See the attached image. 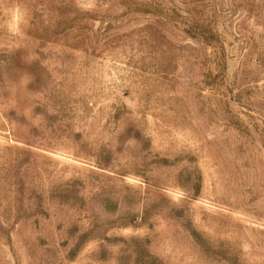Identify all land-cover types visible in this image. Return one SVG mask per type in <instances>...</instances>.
Listing matches in <instances>:
<instances>
[{"label":"rangeland","instance_id":"obj_1","mask_svg":"<svg viewBox=\"0 0 264 264\" xmlns=\"http://www.w3.org/2000/svg\"><path fill=\"white\" fill-rule=\"evenodd\" d=\"M0 264H264V0H0Z\"/></svg>","mask_w":264,"mask_h":264}]
</instances>
